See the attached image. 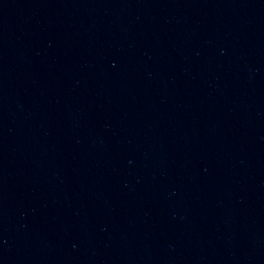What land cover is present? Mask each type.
Masks as SVG:
<instances>
[{
    "label": "water",
    "instance_id": "obj_1",
    "mask_svg": "<svg viewBox=\"0 0 264 264\" xmlns=\"http://www.w3.org/2000/svg\"><path fill=\"white\" fill-rule=\"evenodd\" d=\"M0 264H23L0 193Z\"/></svg>",
    "mask_w": 264,
    "mask_h": 264
}]
</instances>
